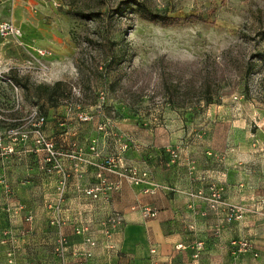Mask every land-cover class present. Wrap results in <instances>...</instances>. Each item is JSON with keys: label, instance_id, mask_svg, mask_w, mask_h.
<instances>
[{"label": "rangeland", "instance_id": "374dc122", "mask_svg": "<svg viewBox=\"0 0 264 264\" xmlns=\"http://www.w3.org/2000/svg\"><path fill=\"white\" fill-rule=\"evenodd\" d=\"M135 3L174 21L148 22ZM0 15L25 44L0 39V251L8 264H44L27 260L33 248L78 264L70 225L60 249L51 224L57 205L71 209L70 187L84 194L82 180L97 171L74 157L116 159L170 189L137 187L143 207L179 195L205 203L223 224L238 215L241 240L264 234V0H16ZM44 48L51 55L38 57ZM194 183L205 188L190 190ZM37 219L50 221L47 246L28 243L42 237Z\"/></svg>", "mask_w": 264, "mask_h": 264}, {"label": "crops", "instance_id": "0c3cea01", "mask_svg": "<svg viewBox=\"0 0 264 264\" xmlns=\"http://www.w3.org/2000/svg\"><path fill=\"white\" fill-rule=\"evenodd\" d=\"M95 173L93 170L89 171L82 182L88 186L96 184ZM190 187V190L205 188L198 183ZM69 191V195L72 196L67 197L64 204L65 207L71 208L70 210L66 208L65 211V215L67 214L71 220L79 214L78 212L83 213L82 208L86 209L82 214L85 219L89 217L100 220L112 211L123 212L125 218V226L113 238L117 243V249L109 252L104 245H100L89 264H264V234L253 239L260 254L257 259L239 254L232 242L244 238V221L232 217L231 222L223 224L222 218H217L210 212L203 216L202 213L207 212L205 203H191L175 195L172 202H162L156 204L157 207L153 206L158 209L159 215L147 222L140 212L145 206L142 201L145 202L147 199L137 187L121 185L118 191L112 193L108 204L102 200L92 202L81 193L78 186L70 187ZM164 195L162 192L157 193L153 198L162 200ZM136 214L139 216L138 223ZM40 221L36 220L34 232L42 233V237H30L28 243L43 242L47 246L55 237L48 233L52 230L50 221L47 219ZM69 225L71 227L67 229L69 240L72 245H80V238L70 231L72 225ZM96 236L101 244L107 243L102 234L97 233ZM199 243H202L203 247L199 257L195 258ZM35 253L34 248L32 251L29 250L27 260L35 263L36 260H43L44 264H60L51 252L43 251L38 255ZM0 264H8L7 257L1 251Z\"/></svg>", "mask_w": 264, "mask_h": 264}, {"label": "built area", "instance_id": "2783aa9c", "mask_svg": "<svg viewBox=\"0 0 264 264\" xmlns=\"http://www.w3.org/2000/svg\"><path fill=\"white\" fill-rule=\"evenodd\" d=\"M16 2V0H0V8H5L6 6H11ZM0 39L2 40H13L19 46H25L23 43V31L21 28L16 26L12 20L3 21L1 20L0 15ZM36 55L40 58H46L51 55L50 50L38 49ZM43 122L44 119H41ZM77 160L81 161L85 165L94 166L96 171V184L90 187H86L83 191L86 198L90 199L92 202H98L102 200L104 203L108 204L111 201L112 193L118 191L121 187V182L126 181L136 187L144 188L145 194L154 193L155 191H169L170 189L159 182L152 179V176L149 172L140 170L138 168L130 167L126 168L123 164L116 159H106L102 163H98L94 159H85L80 157H74ZM96 161V162H95ZM66 192V187H62L61 193L64 195ZM201 194V193H200ZM195 199L198 196L192 195ZM214 202L219 204L221 199L220 196L214 195ZM209 201V199H207ZM57 210L61 212L60 216L57 219L52 220V226H57L59 228L58 243L60 249L65 248L64 246L68 244V239L66 235L62 232V228L67 224H71L74 230L75 236L81 238V246L75 245L71 256L76 258L78 264H89L94 258V252L99 246V239L96 234L99 232L98 227H102L104 230V236L107 240V245L110 251L117 249V243L114 242L113 238L116 233H119L125 226V220L123 216L117 212L112 211L105 215L100 220H85L83 215L77 214L71 220L67 214L65 215L66 209L63 208V204L56 206ZM212 209H215V205H212ZM237 213L238 209L234 208ZM233 211V210H232ZM68 212V211H67ZM142 214L145 219H156L159 215L157 208L143 207ZM203 216H207V212L202 213ZM233 216H228L227 222L232 220ZM239 217H242L239 215ZM238 215H236V219ZM33 219V218H30ZM97 226V227H96ZM264 231V228H263ZM233 245L236 247L239 254L250 255L253 258L259 257V249L255 242L241 240L233 242ZM203 244L199 243L196 248L195 258H198L200 251L202 250ZM76 248V249H75ZM59 257L64 259L66 254L64 250H57ZM155 251L153 250L152 253ZM70 253V252H69Z\"/></svg>", "mask_w": 264, "mask_h": 264}, {"label": "trees", "instance_id": "16d2710c", "mask_svg": "<svg viewBox=\"0 0 264 264\" xmlns=\"http://www.w3.org/2000/svg\"><path fill=\"white\" fill-rule=\"evenodd\" d=\"M135 5L141 17L144 18L148 22L169 25L171 22L174 21L172 18H169L167 15H159V14L153 13L148 7H146L143 4L135 3ZM79 16L83 18L93 17L92 15H84V14H79ZM8 79L14 82L16 85H18L17 78L11 76Z\"/></svg>", "mask_w": 264, "mask_h": 264}]
</instances>
